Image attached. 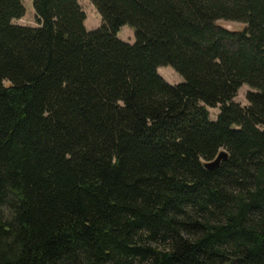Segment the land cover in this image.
<instances>
[{"label":"trees","instance_id":"trees-1","mask_svg":"<svg viewBox=\"0 0 264 264\" xmlns=\"http://www.w3.org/2000/svg\"><path fill=\"white\" fill-rule=\"evenodd\" d=\"M88 1L0 0V264H264V0Z\"/></svg>","mask_w":264,"mask_h":264},{"label":"rangeland","instance_id":"rangeland-1","mask_svg":"<svg viewBox=\"0 0 264 264\" xmlns=\"http://www.w3.org/2000/svg\"><path fill=\"white\" fill-rule=\"evenodd\" d=\"M21 2L24 6L25 14L21 19L13 20L12 24L28 27H37V22L35 20V12L32 7V0H21ZM79 4L86 16V19L84 21V27L86 31H93L98 29L101 26V18L96 12L93 5H91L88 0H79ZM218 25L229 31H241L244 28V26L240 23L229 22L224 20L218 21ZM117 38L125 43L133 44L135 41L134 30L131 27L125 25L119 30ZM157 73L170 85H177L182 83L183 81L182 77L177 74L171 67H159L157 69ZM249 91H251V89L247 85H243L242 87H240L236 97L234 98V102H236L242 107L247 106L248 103L245 97ZM218 112V108L209 109L210 118L212 120L215 119Z\"/></svg>","mask_w":264,"mask_h":264},{"label":"water","instance_id":"water-1","mask_svg":"<svg viewBox=\"0 0 264 264\" xmlns=\"http://www.w3.org/2000/svg\"><path fill=\"white\" fill-rule=\"evenodd\" d=\"M225 158H226L225 153L221 152L218 154V156L213 161L205 163L204 167L209 169V170H213V169L217 168L219 166L220 162Z\"/></svg>","mask_w":264,"mask_h":264}]
</instances>
